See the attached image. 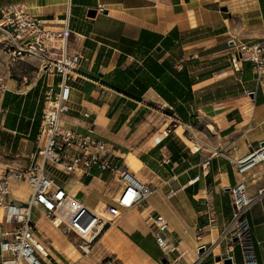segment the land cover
Here are the masks:
<instances>
[{"label":"crops","instance_id":"0c3cea01","mask_svg":"<svg viewBox=\"0 0 264 264\" xmlns=\"http://www.w3.org/2000/svg\"><path fill=\"white\" fill-rule=\"evenodd\" d=\"M14 4L53 28L68 18V51L82 59L69 80L63 126L91 130L107 143L106 157L151 190L140 206L102 230L94 258L79 257L74 264L114 257L120 264H223L218 256L243 264L241 246L222 235L232 220L230 189L239 179L255 198L247 212L250 241L257 264H264V194H258L264 176L260 167L241 176L231 160L264 140V78L257 82L250 61L240 60L238 67L231 62L239 43L264 41V0H0V8ZM27 61L35 68L29 74L18 70L25 60L7 64L0 54V80L8 88L0 115V177L27 166L47 91L59 81L36 60ZM157 132L163 136L148 146ZM47 173L88 208L115 204L121 189L116 175L97 167L65 174L49 165ZM171 190L178 192L168 197ZM29 196L27 184L11 180L10 200L24 205ZM208 213L216 218L212 225ZM158 215L168 223L175 260L158 250L149 219ZM46 246L54 264L70 259ZM202 246L209 253L201 259ZM186 252L194 257L184 263Z\"/></svg>","mask_w":264,"mask_h":264},{"label":"built area","instance_id":"2783aa9c","mask_svg":"<svg viewBox=\"0 0 264 264\" xmlns=\"http://www.w3.org/2000/svg\"><path fill=\"white\" fill-rule=\"evenodd\" d=\"M99 11H103L100 6ZM72 31L68 18L60 28L51 27L45 20L23 5H5L0 8V54L7 64L34 59L38 68L59 77L55 88L47 91L40 126L36 136V150L30 154L27 166L18 171L7 172L0 177V264H54L49 248L37 236V227L32 219V208L40 206L51 224L64 234L71 231L76 240L75 248L80 258L91 255L93 248L106 226L115 224L126 211L140 206L151 190L120 164L107 157V143L89 133H78L63 126V116L69 110V80L76 74L82 57L68 51ZM238 55L231 58L234 67L240 60L250 61L254 66L255 79L262 84L264 78V41L239 43ZM7 85L0 80V115L4 113L2 100ZM87 116L86 113H84ZM187 126V125H186ZM189 129V126H187ZM194 145L195 151L199 150ZM264 146H259L249 155L231 159L239 175L260 167L264 176ZM210 157L202 162V173L207 174ZM61 173L81 172L88 174L93 167L116 175L121 189L115 204L99 202L93 208L86 207L62 185L56 184L47 173V166ZM197 178L190 180L195 182ZM11 180L24 182L30 189L26 204H16L9 199ZM178 190H171L168 197ZM264 194V185L258 190ZM233 213L232 220L223 232L231 243L237 238L241 246L243 264H257L250 241L247 212L254 202L249 196L243 179L230 189ZM211 212V211H210ZM208 225L215 223V216L208 213ZM211 214V215H210ZM152 219L154 238L168 256L176 249L168 240V223L158 215ZM201 232V228L197 230ZM209 251L202 254L207 256ZM68 259L64 264H74ZM104 264H111L109 261Z\"/></svg>","mask_w":264,"mask_h":264},{"label":"rangeland","instance_id":"374dc122","mask_svg":"<svg viewBox=\"0 0 264 264\" xmlns=\"http://www.w3.org/2000/svg\"><path fill=\"white\" fill-rule=\"evenodd\" d=\"M27 60H30L31 61L32 59H26L25 62H24V64L22 63V64L19 65L18 70L21 71V72H25V73L27 72V74H29V72L33 71L35 68L33 67L34 64L32 63V61L29 62ZM11 195L14 196V193L12 192ZM32 219H33L34 222H38V221L40 222L41 221L39 223V225L41 223L44 224L45 227H44V230L43 231L38 226H37V230L36 231H37V236L39 237V239L45 245H48L51 250H53L54 248H58V249L60 248L61 252H63V256H65L66 253H67V255H68V253H71V251L73 249V247H72L73 245L71 243L73 242L75 244V240H76V238L74 239L72 237L73 234L71 232H68L67 231L64 234L61 230L55 228L51 224V222L49 221V219L47 218L46 213L43 211L40 214L38 211H36V208L35 207L32 209ZM111 226H106V227L103 228V230L104 229L105 230L106 229H109ZM62 250H64V251H62ZM158 250L160 251V247H158ZM183 251L185 252V249ZM94 253H95V251H94ZM94 253H93V256H88V257H83V258H87V259L88 258H94V255H95ZM176 255L178 256L179 254H177V252L175 251L174 253H170V255H169L170 257L169 256H165V257L168 258L169 261H171V259L172 260L173 259L175 260ZM70 256H71V260H73V258L75 259L76 257H79V253L74 252L73 254H70ZM193 257H194V254H190L189 255L186 252L181 257L180 261L181 262H184L183 260H186L187 262H190ZM83 258H81V259H83ZM63 259H64V257H63ZM107 261H109L111 264H120V263H122L120 260H118V259H116L114 257V258L105 259L103 261H99L97 264H104V262H107Z\"/></svg>","mask_w":264,"mask_h":264},{"label":"bare ground","instance_id":"6f19581e","mask_svg":"<svg viewBox=\"0 0 264 264\" xmlns=\"http://www.w3.org/2000/svg\"><path fill=\"white\" fill-rule=\"evenodd\" d=\"M163 136V133L162 132H157L153 137H152V139L150 140V142L148 143V146H152L156 141H158L161 137ZM264 154V153H263ZM17 193H20V192H18L17 191ZM41 222V221H40ZM39 221L38 222H36L37 223V226L43 231L44 230V224L43 223H41L40 225H39V223H40ZM77 250H76V248H73L72 249V251H71V253H68V257L71 259V256H70V254H73L74 252H76ZM78 258L79 257H76L75 259L73 258V260L75 261V260H78ZM197 262H195V264H196Z\"/></svg>","mask_w":264,"mask_h":264},{"label":"water","instance_id":"95a60500","mask_svg":"<svg viewBox=\"0 0 264 264\" xmlns=\"http://www.w3.org/2000/svg\"><path fill=\"white\" fill-rule=\"evenodd\" d=\"M224 10H225V8H224ZM94 13H95V10H92V11H90L89 12V15L90 16H94ZM260 146L261 147H263L264 146V140H262L261 142H260ZM237 241V238H233V242H236ZM205 251V247H200L199 249H198V253L200 254V253H203ZM216 261H220V260H222V262H223V264H232V258H230V257H227V258H221L220 256H218V257H216V259H215Z\"/></svg>","mask_w":264,"mask_h":264}]
</instances>
